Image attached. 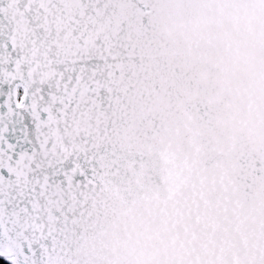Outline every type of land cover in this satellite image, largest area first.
Segmentation results:
<instances>
[{"label": "snow or ice", "instance_id": "1", "mask_svg": "<svg viewBox=\"0 0 264 264\" xmlns=\"http://www.w3.org/2000/svg\"><path fill=\"white\" fill-rule=\"evenodd\" d=\"M0 264H264V0H0Z\"/></svg>", "mask_w": 264, "mask_h": 264}]
</instances>
